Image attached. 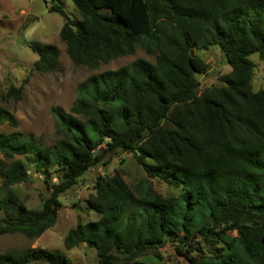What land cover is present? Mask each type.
I'll list each match as a JSON object with an SVG mask.
<instances>
[{"label":"trees","instance_id":"1","mask_svg":"<svg viewBox=\"0 0 264 264\" xmlns=\"http://www.w3.org/2000/svg\"><path fill=\"white\" fill-rule=\"evenodd\" d=\"M71 2L77 17L58 3L48 10L63 18L58 36L74 63L95 68L136 46L153 60L135 57L79 81L68 110L49 108L59 132L51 145L0 133V152L11 157L0 161V234L40 235L55 222L59 194L122 150L147 178L178 192L163 196L143 181L130 186L118 172L97 177L85 200L97 217L69 227L65 249L86 243L97 264H165L157 249L170 241L183 264H264V90L252 86L250 58L264 61V0ZM26 43L36 69L54 68L55 45ZM213 44L230 70L199 92L196 73L205 64L193 49ZM4 114L0 105V120ZM26 162L48 188L37 208L11 188L28 180ZM35 262L69 260L40 246L0 253V264Z\"/></svg>","mask_w":264,"mask_h":264},{"label":"rangeland","instance_id":"2","mask_svg":"<svg viewBox=\"0 0 264 264\" xmlns=\"http://www.w3.org/2000/svg\"><path fill=\"white\" fill-rule=\"evenodd\" d=\"M52 3L61 5L69 16H78L71 0H0V105L5 111V116L0 120V133L18 132L23 137L38 139L43 145L53 144L59 135L56 119L49 110L50 106L60 105L68 110L79 81L89 74L123 65L135 57L153 60L152 55L136 46L132 53L100 62L95 68L74 63L67 56L65 45L58 36L63 18L58 12L48 10ZM29 40L51 43L57 47V62L52 70L41 71L34 67L33 61L37 56L28 47L26 41ZM193 51L205 64L204 69L196 73L200 92L217 83L218 77L227 73L230 67L217 45ZM250 58L254 63L252 86L254 89L264 90V61L255 53ZM12 88H18V95L16 91H11ZM107 156V162L92 165L79 176L75 184L59 194L61 205L56 211L53 225L37 237H27L19 232L0 234V253L7 249L40 246L63 251L68 257V264H97L94 249L86 243L69 249H65L62 243L67 229L77 221L85 222L97 217V212L88 209L85 202L90 194H94L93 185L97 177L111 176L118 172L130 186L143 181L163 196L178 192L177 188L158 179L147 178L129 152L116 150ZM10 159L11 157L0 152V161L4 165ZM26 165L28 180L11 188L26 207L37 208L40 206V197L48 191L47 184L43 180V174L35 172L29 162ZM55 175L54 172L49 173L51 181L56 180ZM3 190L0 187V192ZM232 235V232H228L226 239ZM174 243L168 241L157 249L161 262L184 263L183 256L176 251Z\"/></svg>","mask_w":264,"mask_h":264}]
</instances>
